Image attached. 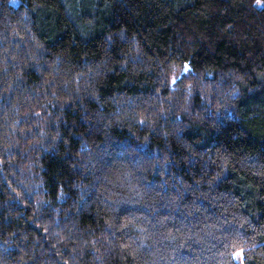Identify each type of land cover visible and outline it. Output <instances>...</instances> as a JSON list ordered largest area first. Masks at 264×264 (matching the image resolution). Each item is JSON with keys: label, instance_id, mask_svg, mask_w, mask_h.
<instances>
[{"label": "trees", "instance_id": "16d2710c", "mask_svg": "<svg viewBox=\"0 0 264 264\" xmlns=\"http://www.w3.org/2000/svg\"><path fill=\"white\" fill-rule=\"evenodd\" d=\"M0 0V264H264V0Z\"/></svg>", "mask_w": 264, "mask_h": 264}, {"label": "rangeland", "instance_id": "374dc122", "mask_svg": "<svg viewBox=\"0 0 264 264\" xmlns=\"http://www.w3.org/2000/svg\"><path fill=\"white\" fill-rule=\"evenodd\" d=\"M17 3H18V0L13 1V4L17 5Z\"/></svg>", "mask_w": 264, "mask_h": 264}]
</instances>
